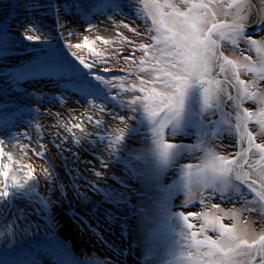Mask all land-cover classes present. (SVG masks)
<instances>
[{"label": "rangeland", "instance_id": "374dc122", "mask_svg": "<svg viewBox=\"0 0 264 264\" xmlns=\"http://www.w3.org/2000/svg\"><path fill=\"white\" fill-rule=\"evenodd\" d=\"M173 2L186 10L179 0ZM221 3L235 12L228 8L232 0ZM142 8V0H0V171L8 172L7 180L0 176L6 210L0 214V264H189L180 253L195 250L170 227L179 213H197L189 215L197 239L218 238L210 229L201 233L204 213L227 227L238 224L257 238L264 235V205L246 185L236 183L239 193L223 197L212 190L189 195L177 187L181 168L203 156L194 131L173 136L166 130V142L194 150L157 176L152 124L138 99L144 95L140 81L150 87L156 75L139 71L141 45H151L155 35ZM242 15L246 26L257 20L256 25L235 46L221 41L220 50L238 64L258 67L264 52L257 53L249 41L264 44V0H246ZM80 59L91 66L88 80L107 99L87 94L74 78V65L81 73L89 71ZM95 75L106 82L95 81ZM225 76L231 81V72L218 75ZM240 79L249 85L255 80L250 90L264 94V80L255 74L242 70ZM224 87L233 100L225 98L220 122L207 129L205 139L217 154L233 160L248 145L236 129L237 89L233 83ZM259 108L255 100L242 98L241 109ZM255 120L247 129L255 144H264V129ZM259 160L252 151L240 162L255 178L251 165ZM233 212L236 219L224 215ZM65 219L75 226L76 240L64 233Z\"/></svg>", "mask_w": 264, "mask_h": 264}, {"label": "snow or ice", "instance_id": "6c2138e0", "mask_svg": "<svg viewBox=\"0 0 264 264\" xmlns=\"http://www.w3.org/2000/svg\"><path fill=\"white\" fill-rule=\"evenodd\" d=\"M142 3L143 8L140 11L151 20L152 24L148 31H154L155 35L151 37L153 41L151 45H141L144 58L140 61L139 71H146L149 76L153 73L156 75L150 82V87H145L148 81H140L138 90L144 95L142 99H138L143 105V114L152 124L150 152L157 163V176L173 166L183 152L194 150L183 144L166 142V130L171 129L173 136L178 133L188 135L189 132L194 131L198 136L196 149L202 151L203 156L198 164H186L181 168L177 187L189 195L194 191L212 190L219 192L223 197L232 191L239 193L240 189L235 183L239 182L241 185H246L258 198V202L264 205V144H255L254 137L247 131V124L254 117L255 122L264 129V94L250 90L256 87L255 80L249 85L240 79V72L243 70L264 80V56H261L259 66L256 67L251 64H238L219 50L220 42L224 39L229 40L234 46L246 39L242 15L246 0H232L228 8H234V13H230L221 0H179V4L184 5L186 10H181L173 0H162V2L142 0ZM229 15L233 16L231 22H218L219 16ZM36 31L39 32L40 29L36 28ZM26 39L32 41L34 37L29 35ZM103 43L107 44L108 41L104 40ZM249 43L257 53L264 52V44L261 42L251 39ZM84 46H88L87 38ZM74 47L80 48L82 45L77 44ZM245 60L248 58L245 57ZM146 62L151 64L150 68L144 67ZM79 63L89 71L81 73L75 65L70 71L82 89L89 95L97 96L99 93L107 99L99 85L88 80V77L93 75L90 71L91 66L83 59H80ZM217 69L220 74L231 72V81L227 76L224 81L217 79ZM93 78L101 83L106 82L100 75H95ZM226 83H233L237 89L236 129L240 134V140L246 139L248 145L247 149L237 153L240 158L237 160H229L217 154L205 139L209 135L205 119L211 122V117L221 109L225 98L233 100V97L226 92L224 87ZM157 84L160 85L159 91ZM242 98L255 100L260 105L258 112L241 109ZM112 99L115 100L116 97ZM193 104L197 106L195 118ZM133 111L135 112L136 109L133 108ZM221 122L227 123V121ZM215 135L216 133H212V136ZM120 139L122 137H117V140ZM252 151L260 154V160L251 165L255 178L244 171V165L240 162ZM31 175L29 173V178ZM0 176L7 180L8 172L0 171ZM4 195H7V192ZM212 207L222 211L218 204H213ZM189 215L195 217L197 213L192 212ZM189 215L179 214V219L186 229L180 235L188 241L187 246L195 250L192 255L180 253L189 264H264V235L257 238L247 228L238 224L227 227L220 218L204 213L201 217L204 220L201 233L210 229L218 233V238L211 239L204 236L203 239H197V233L191 231L193 225L188 223ZM224 215L237 218L234 212Z\"/></svg>", "mask_w": 264, "mask_h": 264}, {"label": "water", "instance_id": "95a60500", "mask_svg": "<svg viewBox=\"0 0 264 264\" xmlns=\"http://www.w3.org/2000/svg\"><path fill=\"white\" fill-rule=\"evenodd\" d=\"M252 6L255 7L253 3H252ZM255 9H256V8H255ZM245 28H249V27H245ZM219 74H220V73H218V71H217V73H216V78H217V79H219V77H218ZM219 80L224 81L223 79H219ZM192 108H193V112L195 113L197 106H196L195 104H193V105H192ZM219 121H220V114H219V111H217V112L215 113V115L211 117V122H209V120H208L207 118L205 119V124H206L208 127H212V126L216 125ZM179 214H180V213H179ZM179 214H176V215H174V216L171 218V220H170V225H171V228H172L173 230H175V231H177L179 234H181V232H182V231H186V229H184V226H183V222H182V220L179 219ZM188 223H190L189 220H188ZM191 231H192V229H191ZM185 240H186V239H185Z\"/></svg>", "mask_w": 264, "mask_h": 264}, {"label": "bare ground", "instance_id": "6f19581e", "mask_svg": "<svg viewBox=\"0 0 264 264\" xmlns=\"http://www.w3.org/2000/svg\"><path fill=\"white\" fill-rule=\"evenodd\" d=\"M4 146V144H2ZM1 145V146H2ZM6 147V146H5ZM2 152H4L2 149H0ZM5 206L0 202V214L1 215H5L6 214V210L4 208ZM62 224H63V231L66 234V236L71 237V239H77V234L75 232V226L67 219L62 220Z\"/></svg>", "mask_w": 264, "mask_h": 264}]
</instances>
